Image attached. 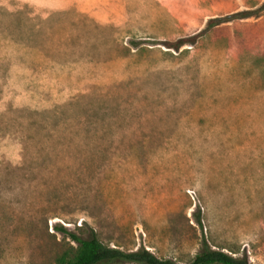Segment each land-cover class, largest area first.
<instances>
[{
  "label": "rangeland",
  "instance_id": "374dc122",
  "mask_svg": "<svg viewBox=\"0 0 264 264\" xmlns=\"http://www.w3.org/2000/svg\"><path fill=\"white\" fill-rule=\"evenodd\" d=\"M263 2L0 0V264L73 251L55 223L264 264V7L207 27Z\"/></svg>",
  "mask_w": 264,
  "mask_h": 264
},
{
  "label": "trees",
  "instance_id": "16d2710c",
  "mask_svg": "<svg viewBox=\"0 0 264 264\" xmlns=\"http://www.w3.org/2000/svg\"><path fill=\"white\" fill-rule=\"evenodd\" d=\"M264 7V2L256 9H245L233 12L227 16L212 17L207 21V27L236 18H246L256 14V11ZM199 34L180 36L175 39L164 40L165 47L178 50L182 45L194 44ZM196 220L200 223V218ZM53 228L67 234L76 243L73 251H63L54 258L55 264H116L134 262L137 264H180L171 259L156 257L143 246L135 250L124 251L118 247L103 244L94 231H90L87 237H80L65 226L55 223ZM185 264H248L246 258L233 256L223 250L212 248L208 241L203 238L199 251Z\"/></svg>",
  "mask_w": 264,
  "mask_h": 264
}]
</instances>
